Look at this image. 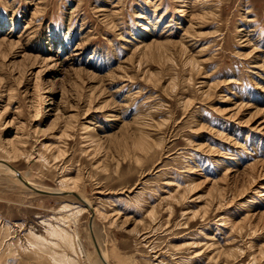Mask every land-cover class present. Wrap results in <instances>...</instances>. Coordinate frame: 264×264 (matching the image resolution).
I'll use <instances>...</instances> for the list:
<instances>
[{"label":"rangeland","instance_id":"374dc122","mask_svg":"<svg viewBox=\"0 0 264 264\" xmlns=\"http://www.w3.org/2000/svg\"><path fill=\"white\" fill-rule=\"evenodd\" d=\"M3 160L109 264H264V0H0ZM15 179L0 264H101Z\"/></svg>","mask_w":264,"mask_h":264},{"label":"water","instance_id":"95a60500","mask_svg":"<svg viewBox=\"0 0 264 264\" xmlns=\"http://www.w3.org/2000/svg\"><path fill=\"white\" fill-rule=\"evenodd\" d=\"M17 178L21 181H23V183L31 190H33L34 192L36 193H39V194H43V195H73L75 196L77 199H79L82 203H84L82 201V198L75 192H61V193H50V192H46V191H40L38 189H33L28 183H26L22 176L20 174L17 175ZM90 212H91V217L89 219V224H88V227H89V231H90V235H91V239L93 241V244H94V247H95V251H96V254L97 256L99 257V260L101 261L102 264H108L105 259L103 258L102 254H101V250L99 248V245L97 243V240L95 238V235H94V232H93V226H92V221H93V211L92 209L90 208L89 209Z\"/></svg>","mask_w":264,"mask_h":264},{"label":"bare ground","instance_id":"6f19581e","mask_svg":"<svg viewBox=\"0 0 264 264\" xmlns=\"http://www.w3.org/2000/svg\"><path fill=\"white\" fill-rule=\"evenodd\" d=\"M13 147V146H12ZM17 154V153H16ZM0 171H2V173H4V174H6V175H8V176H13V177H15L16 179H15V181H17L18 183H20V184H22L23 186H25L27 189H29L24 183H23V181H21V180H19L18 178H17V175L18 174H20V173H18L17 171H15L14 169H13V167H11V165H9L8 164V162H6V161H0ZM15 176H14V175ZM21 175V174H20ZM22 176V175H21ZM22 178H23V180L26 182V183H28L33 189H38V190H40L41 191V189L40 188H38V187H36V186H34L33 184H31L29 181H27L23 176H22ZM73 187V186H72ZM29 190H31V189H29ZM33 191V190H32ZM43 191V190H42ZM55 191V192H54ZM58 191H61V190H53V191H46V192H50V193H57ZM70 192H73V191H70ZM58 193H61V192H58ZM82 196V195H81ZM82 201L84 202V204L86 205V207L87 208H91L92 209V211H93V208L91 207V204H90V202L85 198V197H83L82 196ZM95 214V212H93V215ZM92 226H93V221H92ZM98 243V242H97ZM100 248V247H99ZM101 254H102V256H103V258L105 259V261L109 264V262L106 260V258L104 257V255H103V253L101 252ZM98 259H99V257H98ZM100 261V260H99ZM100 263H101V261H100ZM102 264V263H101Z\"/></svg>","mask_w":264,"mask_h":264}]
</instances>
